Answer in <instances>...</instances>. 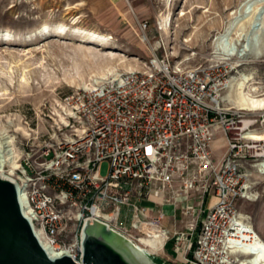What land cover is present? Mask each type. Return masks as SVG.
<instances>
[{
	"label": "built area",
	"instance_id": "2783aa9c",
	"mask_svg": "<svg viewBox=\"0 0 264 264\" xmlns=\"http://www.w3.org/2000/svg\"><path fill=\"white\" fill-rule=\"evenodd\" d=\"M222 67L183 68L153 55L144 70L61 97L65 121L55 138L24 149L18 167L4 173L16 181L40 242L81 264L82 228L96 220L148 255L173 241L189 264H249L241 261L258 251L246 250L254 236L237 203L258 198L264 139L246 132L261 131L264 116L221 100L230 78ZM165 207L171 232L162 225ZM186 216L192 221L178 229ZM155 236L161 241L150 243Z\"/></svg>",
	"mask_w": 264,
	"mask_h": 264
},
{
	"label": "rangeland",
	"instance_id": "374dc122",
	"mask_svg": "<svg viewBox=\"0 0 264 264\" xmlns=\"http://www.w3.org/2000/svg\"><path fill=\"white\" fill-rule=\"evenodd\" d=\"M168 13L171 21L166 32L160 23ZM73 16L76 25L108 34L120 48L101 49L73 37L55 36L29 44L22 40L0 42V88L5 93L0 100V119L5 122L9 118L28 129V135L10 132L15 135L19 155L24 149L36 152L55 138L53 131H57L56 123H60L57 116L60 98L82 88L68 84L65 75L73 74L76 80L89 82L93 75L116 66L120 55L125 60L116 66L120 72H125L127 66L132 71L146 69L153 55L158 59L168 57L172 65L183 68L220 62L229 77L236 72H251L264 88V54H255L264 36V0H0V30L10 29L21 39L43 22L71 26ZM238 18L253 19L239 37L240 55L230 60L218 59L223 51L217 50L215 36L231 19ZM143 23L145 29L141 28ZM230 37L234 39L235 35ZM259 112L264 116V110ZM217 147L219 156L223 144ZM107 171L108 162L103 161L100 174L105 176ZM255 192L256 200L237 205L250 216V222L264 240V177L255 186ZM179 216L177 212L178 219ZM185 218L180 225L192 221V217ZM162 225L171 232L168 213L162 217ZM182 253L170 241L163 251L150 257L154 264H189Z\"/></svg>",
	"mask_w": 264,
	"mask_h": 264
},
{
	"label": "bare ground",
	"instance_id": "6f19581e",
	"mask_svg": "<svg viewBox=\"0 0 264 264\" xmlns=\"http://www.w3.org/2000/svg\"><path fill=\"white\" fill-rule=\"evenodd\" d=\"M39 1V0H38ZM43 4V3H42ZM243 6V5H242ZM235 13L233 11L231 14ZM246 19V18H245ZM171 17L168 14H165L161 18V28L169 32ZM76 17L73 16L71 19V26L69 24H59V25H51L48 22H43L38 28L34 30H30L26 33V37L22 38L18 34H14L10 29H2L0 30V42L5 43H14L17 40L24 43H32L38 39H45L47 37L55 36V37H73L78 39L80 42L94 44L99 46L101 49H110L116 50L119 49L120 46L115 44L112 41V37L106 33L99 32L94 29L84 28L75 24ZM253 22L252 18H247L242 21L241 19H231L220 32H218L214 39V44L217 47V50L222 49L221 56L218 59H232L231 57H239V49L238 44L240 43V35L241 32ZM56 24V23H55ZM234 34L235 38L233 39L230 35ZM142 40V39H141ZM239 42V43H238ZM158 45L157 43H155ZM255 54H264V36L261 38L260 45L256 48ZM225 55V57H224ZM125 60L123 56L120 55L116 59V66L123 63ZM238 64V63H237ZM116 66H110L106 69L105 72H101L100 74L93 75L89 82L84 80H76V76L73 74H68L64 76V80L68 84H76L77 86H81L86 89L89 86L99 85L104 82H109L117 79L119 75L122 73L117 70ZM126 71H132V67H125ZM24 79V77H21ZM262 81L256 78L251 72H236L235 75L230 76L226 89L220 98L222 101H226L227 105L243 110V111H263L264 110V88L261 86ZM2 88H0V100H3L2 97L5 95L4 92H1ZM4 90V89H3ZM57 116L60 121H65L62 114L57 112ZM248 122L244 121L243 126H246ZM22 132L28 135V129L21 127L12 122L11 119H7V121L3 122L0 119V174L3 175L5 173L6 168H8V173H13V170L18 167V158L19 153L14 144V136L12 133ZM246 135L253 139L261 140L264 139V128L258 132L247 131ZM264 163L262 164V166ZM22 206L25 205V201L23 200ZM27 211L26 208L23 209V213ZM242 217L248 218V226L247 231L253 233V242L252 245H249L246 250L252 251V249H256L255 255H252L248 260L241 261L242 263L249 264H258L261 260V257L264 256V241L256 232L253 224L250 222V216L244 213H240ZM160 237L155 236L153 240L149 241L150 243H158L160 242ZM42 246L46 250V252L51 257H59L62 255H66L67 251L63 249H54L49 243L44 240H41ZM262 253L261 254V251ZM148 252H153V250H148Z\"/></svg>",
	"mask_w": 264,
	"mask_h": 264
},
{
	"label": "water",
	"instance_id": "95a60500",
	"mask_svg": "<svg viewBox=\"0 0 264 264\" xmlns=\"http://www.w3.org/2000/svg\"><path fill=\"white\" fill-rule=\"evenodd\" d=\"M81 264H154L143 250L96 220L81 231ZM0 264H78L70 256L51 257L24 215L14 179L0 174Z\"/></svg>",
	"mask_w": 264,
	"mask_h": 264
},
{
	"label": "crops",
	"instance_id": "0c3cea01",
	"mask_svg": "<svg viewBox=\"0 0 264 264\" xmlns=\"http://www.w3.org/2000/svg\"><path fill=\"white\" fill-rule=\"evenodd\" d=\"M219 144H223V140L222 139H220V140H217V141H215L214 143H213V148L215 149V148H219V147H217V145H219ZM215 146V147H214ZM221 146V145H220ZM216 150V149H215ZM164 211L166 212V213H168V214H170L171 213V209L169 208V207H165V209H164ZM176 216H177V214H176ZM181 224V223H180ZM179 223L177 224V228L178 229H184V226H182V225H180Z\"/></svg>",
	"mask_w": 264,
	"mask_h": 264
}]
</instances>
